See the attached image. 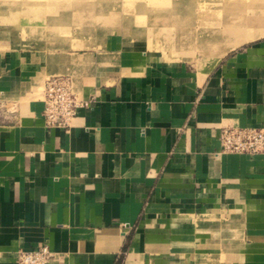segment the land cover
Masks as SVG:
<instances>
[{"label": "crops", "instance_id": "crops-1", "mask_svg": "<svg viewBox=\"0 0 264 264\" xmlns=\"http://www.w3.org/2000/svg\"><path fill=\"white\" fill-rule=\"evenodd\" d=\"M16 44L0 38V264L42 243L50 264H207L216 239L264 264V154L221 146L222 127H264V38L203 67L152 64L118 39ZM56 73L94 98L69 130L30 96Z\"/></svg>", "mask_w": 264, "mask_h": 264}, {"label": "rangeland", "instance_id": "rangeland-1", "mask_svg": "<svg viewBox=\"0 0 264 264\" xmlns=\"http://www.w3.org/2000/svg\"><path fill=\"white\" fill-rule=\"evenodd\" d=\"M0 7L9 12L0 15L8 20L0 38L7 36L18 43L7 48L24 52L101 49L118 39V48L144 51L152 64L203 67L264 38V0H0ZM235 17L246 23L238 39L223 33V20ZM248 32L254 37L246 38ZM45 82L30 96L43 101ZM203 249L199 261L207 264L243 262L240 245L222 251L216 239L214 252Z\"/></svg>", "mask_w": 264, "mask_h": 264}, {"label": "built area", "instance_id": "built-area-1", "mask_svg": "<svg viewBox=\"0 0 264 264\" xmlns=\"http://www.w3.org/2000/svg\"><path fill=\"white\" fill-rule=\"evenodd\" d=\"M43 90V116L48 127L69 130L78 113L94 102V98L80 95L68 74L49 77ZM0 108L7 109L4 101H0ZM221 146L224 152L264 154V127H222ZM55 255L48 243H42L32 249H20L16 264H50Z\"/></svg>", "mask_w": 264, "mask_h": 264}, {"label": "bare ground", "instance_id": "bare-ground-1", "mask_svg": "<svg viewBox=\"0 0 264 264\" xmlns=\"http://www.w3.org/2000/svg\"><path fill=\"white\" fill-rule=\"evenodd\" d=\"M224 23H228L227 26L225 27V29L223 30V33H226L228 35H230L231 38H233L232 36L235 35V38L238 39L241 33V31L243 30L244 25H246V23L242 24L243 22L240 20V17H235V18H227L225 20ZM217 32H214L213 34H215ZM216 35V34H215ZM246 38H251L254 37V35L250 34L249 32L245 35ZM233 38V39H235Z\"/></svg>", "mask_w": 264, "mask_h": 264}]
</instances>
